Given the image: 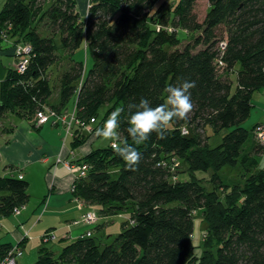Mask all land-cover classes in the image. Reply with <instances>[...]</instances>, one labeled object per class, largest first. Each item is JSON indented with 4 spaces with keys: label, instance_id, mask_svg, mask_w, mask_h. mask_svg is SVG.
<instances>
[{
    "label": "trees",
    "instance_id": "16d2710c",
    "mask_svg": "<svg viewBox=\"0 0 264 264\" xmlns=\"http://www.w3.org/2000/svg\"><path fill=\"white\" fill-rule=\"evenodd\" d=\"M197 1L89 0L84 18L76 0H6L0 8V46L5 41L15 48L33 46L27 70L18 71L14 53L15 65L0 82V119L11 112L37 126L39 111L75 112L79 123L70 133L75 147L88 139L81 123L95 117L96 128L101 127L116 108H124L120 141L132 144L126 132L129 103L143 96L156 106L166 98V85L180 77L196 81L189 119L174 121L166 139L152 133L137 146L143 156L137 171L128 170L111 142L66 159L91 166L85 177H74V198L99 204L102 215L129 217L104 243L95 237L101 226L97 213L86 234L57 254L43 246L35 264H264V169H255L264 153L256 138L261 124L251 130L241 125L250 116L254 92L264 87V0H209L202 20ZM80 47L92 57L87 72L74 58ZM65 57L59 100L50 102L55 90L50 69ZM49 121L61 123L55 117ZM208 127L229 131L211 147ZM238 165L242 181L227 182L220 170ZM198 171L212 173L199 176ZM182 173L189 178L183 180ZM29 185L24 177L0 174V215L27 206ZM199 211L207 225L201 255L193 240ZM25 240L0 241V261L13 248L23 249Z\"/></svg>",
    "mask_w": 264,
    "mask_h": 264
},
{
    "label": "rangeland",
    "instance_id": "374dc122",
    "mask_svg": "<svg viewBox=\"0 0 264 264\" xmlns=\"http://www.w3.org/2000/svg\"><path fill=\"white\" fill-rule=\"evenodd\" d=\"M88 1L89 0H87V2ZM168 1L171 3H177L179 0H168ZM5 2L6 0H0V8L5 4ZM196 4L197 5H196L195 11L197 15H199L200 19L202 20L205 17L207 8L210 5L209 0H198ZM77 9L80 12V15L82 18H84L87 15L86 13L87 10L81 6L79 0L77 1ZM223 29L224 27L222 26V30ZM180 35H183V32H180ZM187 40L188 39L184 40V42L186 43ZM59 50L62 53V49L60 48ZM15 57L16 56L14 54V58ZM11 58L13 59V56ZM74 58L78 61L82 60L84 62V65L86 67L85 69L86 72L90 68H92V65H93L92 57L89 55V53H87L84 47H80V49H78L74 53ZM67 60H68L67 57H65L62 61H60L58 64L54 65L53 68L50 69V74L52 77V87L55 89L51 98H54L58 92V88H57L58 80H59L58 76H59V73H61V71L67 66ZM231 78L233 81L232 91H234L237 87L236 72L231 74ZM70 99L71 101L68 103L67 107L69 108V110H72V108L74 107L75 96L71 97ZM252 102H253V106L250 112V116L246 120H244L241 123V125L251 130L253 126H255V124L260 123L262 126V129L264 130V87L254 92L252 96ZM108 107L109 105L106 104L101 108V111H100L101 115L105 114ZM15 116L16 114L10 112L7 117L0 119V174H4L6 170L5 165L8 161L7 159H13L14 161L19 160V162H21L22 160L25 159L24 156L26 152L28 151V148H30V145L32 146L36 145V143H39L42 137L47 141L48 144H51L54 146H58L59 144H62L60 146H64L65 144H63V142L66 140L68 141L67 144L69 146L71 147L73 146L71 144L73 137L72 138L69 137L66 140H64V138L67 135L66 133L67 131H66V127L64 126L62 122H61V125L59 126V125H54L53 122L49 121V124H47V126L41 129H38V130L32 127L31 125L32 133H29V132L26 133L24 132L25 123H23L20 119H16ZM7 119L11 120L10 122H16L17 124H19L16 133L14 134L11 132L3 133L1 131L3 129L1 125H4V124L6 125ZM94 127H96V124L93 126V128ZM95 129L93 131H88V132L85 131V128L83 129V132L88 136V139L84 142V144L86 143L91 144L92 142L95 143L94 150L96 148L106 147L107 145H109L110 141L102 140L101 138H98L94 135ZM59 131L61 132L60 134L58 133ZM228 131L229 129H223L219 131L218 133H216L212 127H208L207 133L209 135L208 136L209 145L211 147L219 145V143L223 139V135ZM257 137H259L258 139H261V137L258 136V133L256 131V138ZM250 141L247 142V144H250ZM84 144L78 148L82 150L81 147H83ZM5 145H7V147H5ZM57 156L61 160H66L64 155L58 154ZM258 158H260V164L255 168L257 171L264 169V153L260 155ZM61 164L63 165V163ZM16 165L20 167V163H17ZM14 169H15L14 172L17 173V169L16 168ZM220 171H221L223 178L226 179V181L229 183L234 182V181H242L245 175L243 174L244 170L242 169L241 165L224 166ZM25 173L27 174L28 177H31L30 179L32 180H30V187L28 190L30 192V198H29L27 206L25 207L27 211L30 213L29 216L25 217V219H28V218L30 219L25 221L24 225H27L26 228L28 230L29 229L32 230L34 226L36 227L31 231V235L34 236V239H31L30 237V239H28L27 242L25 243V248H23L24 249L23 257H28L30 259V264H31V262L36 261L38 259L39 250L42 244L40 236L42 235L43 232L45 233V230L55 233L57 235V239L51 240L49 242L43 241L42 247L43 245L48 246L50 249L53 250V252L57 254L65 247V244L75 239V237H68L67 239L65 238V240H61L62 235L66 233L68 230H71V227L73 230V227L75 226H72V223L67 221L69 220L68 217L70 216L69 215L70 213L69 214L67 213L64 215L60 214L57 216L56 214H52L49 211L44 212V213L42 212V210L45 207L44 199L47 200L49 197L51 198V195L54 194L55 191L58 192L57 187H55L53 192L50 190L52 184L50 181H48V179H46L48 170L42 166V163L41 162L32 163L31 165H29L28 171L25 170ZM211 173H212L211 171H209V174L207 172L198 171L199 176L208 175L209 177ZM189 176L190 175L188 173L181 174V178L183 180H186V178H189ZM73 177L75 176L73 175ZM70 188L71 190H73L72 186ZM58 195L59 194L55 196H58ZM100 208L101 206L99 204L92 206V210H95L96 213H98V211L101 212ZM118 215L119 217H116V218H114V216L113 217L110 216L109 218V221H111L110 225H107L104 228H99L98 230H95V237L98 241L101 240L104 243H110V241H112L114 237L117 236L121 232V228H120L121 223L123 221H126L129 215L127 218L125 217L127 215L126 212H120V214ZM18 217H19L18 215L12 213L11 215L2 216L1 218L7 221V223L12 227V229H14L16 225L13 224L12 219L15 220ZM112 220L114 222H112ZM65 226L66 228L64 230L63 227ZM194 229H195V233L193 235V240L196 246L195 250L197 251L199 255H201L204 249L203 247L204 239L203 238H205V232L207 230V225L205 222H203V215L201 211H199L198 214L196 215ZM49 232L48 234L52 235V233H49ZM37 244L40 246L38 247ZM20 259H18V261Z\"/></svg>",
    "mask_w": 264,
    "mask_h": 264
},
{
    "label": "crops",
    "instance_id": "0c3cea01",
    "mask_svg": "<svg viewBox=\"0 0 264 264\" xmlns=\"http://www.w3.org/2000/svg\"><path fill=\"white\" fill-rule=\"evenodd\" d=\"M79 1H80L81 6L88 11L89 1L88 2L87 0H79ZM15 50H16L15 46L11 45L10 43L6 41L5 43H2L0 46V82L3 80L7 72L10 70L11 67H13L15 63V60H16V57L14 58ZM12 56H13V59L11 58ZM51 97L48 99L50 102H58L59 100L58 92L54 98H51ZM15 117L16 119H20L23 123H25L24 132L26 133L27 132L32 133L31 125L32 127L38 130V129H41L47 126V124H49V123H45L44 125H41V126L40 125L34 126L35 124L33 123L34 121L21 118L17 115ZM10 121L11 120L7 119L6 125L5 124L1 125V127L3 128L1 131L3 133L11 132L14 134L17 132V128L19 124H17L16 122H10ZM53 124L59 125V124H55L54 122ZM58 133L60 134L61 132L59 131ZM69 137L72 138L73 136L67 133L64 140H66ZM67 142H68L67 140L63 142V144H65L64 146H60L62 144H59L58 145L60 147L59 148L58 146L48 144L47 141L42 137L39 143H36V145L34 146L30 145V148H28V151L26 152L24 156L25 159L22 160L21 162H19V160H17L18 161L17 162V161H14L13 159H7L8 161L5 165L6 170L3 175L19 176L20 174H22L24 176V179L28 180V182L30 183V180L32 179H30L31 177L27 176V174L25 173V170L28 171V167L32 163L41 162L42 166L48 170L46 179H48V181H50L52 184L50 190L53 192L55 187H57L58 189V192L55 191L54 194L51 195V198L49 197L47 200H44L45 207L42 210V212L44 213V212L49 211L50 213L56 214L57 216L60 214L64 215V214L70 213L69 214L70 216L68 217L69 220L67 221L72 223V226H75V227H73V230L71 227V230H68L66 233H64L62 235L61 240H65V238L67 239L68 237H75L74 240H76V238L81 237L84 234H86L87 230L90 229V227L92 228V226H94L89 223L83 222L82 221L83 215L87 213V210L94 211V212L96 211L92 210L93 205H90V204H86L85 206L81 207L82 202L79 201L77 198H74L73 191L71 190L70 187L73 185L75 178L73 177V174L66 167H64V165L61 164V162L60 163L58 162L59 158L57 155L58 154L64 155L65 159H70V160H72L73 158L79 159V158L84 157V154L94 150L95 143L93 142L91 144L86 143L84 144L83 147H81L82 150H80V148L75 147L72 144V142H71V144L73 145L72 147L69 146ZM5 147H7V145H5ZM16 162L20 163V167L16 165L17 164ZM14 168L17 169V173L14 172L15 171ZM57 194L59 195L55 196ZM25 207H22L19 213H13L19 216L15 220L12 219L13 224L16 225L14 229H12V227L7 223V221L1 218L3 215H0V241L1 242H5V243L11 242L12 244H18L20 243V240H22L23 238H26L24 245H23V247L25 248V243L27 242V240L30 239V237L31 239H34V236L31 235V231L36 226H34L32 230L30 229L28 230L26 228L27 225H24L25 221L30 219V218L25 219L26 216L30 215V213L27 211ZM98 213L100 216L98 220V224H101L100 228H104L107 225H110V222H111L109 221L110 216L112 217L114 216V218L119 217V215H113V214H109L108 216L102 215L100 211H98ZM112 222L114 221L112 220ZM63 228L65 230L66 226ZM48 232H49L48 230H45V233H48ZM45 233L43 232L42 235L40 234L42 244H43V241L49 242L51 240L57 239V235L55 233L49 232V233H52L54 238L51 237V239H49L48 241H45L43 239V234ZM42 244H41L40 249L42 248ZM37 246L39 247L40 245L37 244ZM23 256L24 254L21 256V259L19 258L21 261L19 260L18 264H30V259L28 257H23ZM36 261L31 262V264H35Z\"/></svg>",
    "mask_w": 264,
    "mask_h": 264
},
{
    "label": "clouds",
    "instance_id": "9594fccd",
    "mask_svg": "<svg viewBox=\"0 0 264 264\" xmlns=\"http://www.w3.org/2000/svg\"><path fill=\"white\" fill-rule=\"evenodd\" d=\"M195 87L196 81L180 77L175 84L165 86L164 92L167 95L163 103L152 106L151 101L143 96L138 103H129L126 132L133 141L132 144L126 140L121 142L117 131L119 118L124 108H116L112 111L103 121V126L95 129L94 135L102 140L110 141L111 148L123 159L128 170L137 171L143 159L137 146L146 142L152 133H156L161 140L166 139L174 121L189 119L194 108L191 90ZM32 99L38 103L35 96ZM85 131L88 132L91 129L85 128ZM5 264H9L7 259Z\"/></svg>",
    "mask_w": 264,
    "mask_h": 264
},
{
    "label": "built area",
    "instance_id": "2783aa9c",
    "mask_svg": "<svg viewBox=\"0 0 264 264\" xmlns=\"http://www.w3.org/2000/svg\"><path fill=\"white\" fill-rule=\"evenodd\" d=\"M226 45L225 42H223L221 44L222 47H224ZM15 54L18 57V61L16 62V68L18 69V71L20 73H24V71L27 70V66L32 58V54H33V46L31 44L28 43H23V44H19L18 46H16V50H15ZM220 64H222V62L220 61ZM49 113L45 112V111H39L38 112V116H37V125H42L45 123H48V121L51 119V117H55L56 120H58L59 122H63L64 125L66 126V133L70 134L71 130H72V126L74 122L79 123V121L75 118V112H72L71 114L66 112V113H60L58 114L56 111H52V110H48ZM98 122L97 118H91L90 119V123H81L82 125H85V128L91 129V131H93L96 127L93 128L94 124H96ZM103 126V125H102ZM101 126V127H102ZM262 126H258L256 128V131L258 133V136L261 137V139H258L259 137H257L258 141L261 143H264V130L262 131ZM184 133L188 132L186 128H184ZM58 162L63 163L65 167H67V169L76 177V178H83L85 177V175L88 173L89 169H90V165L87 162L84 163H79L76 161H69V160H61L60 158L58 159ZM24 176L22 174L19 175V178H23ZM73 187V186H72ZM81 201V200H79ZM81 207L85 206L86 204L81 201ZM22 207H20L19 209H17L15 211V213H19ZM98 220V215L96 212L94 211H90L87 210V213H85L82 217V221L85 223H89V224H93L96 223V221ZM92 233L88 232V235H91ZM51 237L53 236H46L45 240L48 241L49 239H51ZM54 238V237H53ZM24 251L23 249L20 248H13L10 251V256L5 258V260L0 261V264H5L6 259L9 262V264H18V258H20L23 255Z\"/></svg>",
    "mask_w": 264,
    "mask_h": 264
}]
</instances>
